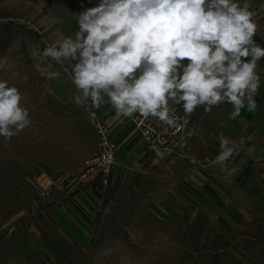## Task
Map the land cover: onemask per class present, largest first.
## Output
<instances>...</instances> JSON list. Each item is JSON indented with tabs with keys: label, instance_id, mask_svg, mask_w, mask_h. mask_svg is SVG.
<instances>
[{
	"label": "rangeland",
	"instance_id": "1",
	"mask_svg": "<svg viewBox=\"0 0 264 264\" xmlns=\"http://www.w3.org/2000/svg\"><path fill=\"white\" fill-rule=\"evenodd\" d=\"M97 3L0 0V79L20 89L32 120L10 142L0 138V264H210L220 238H199L210 214L197 213L185 189L189 161L143 172L133 189L115 184L104 199L80 193L100 118L90 102L73 103L67 64L42 52L74 35L77 14ZM188 132L169 140L164 156ZM144 154L157 165L145 140Z\"/></svg>",
	"mask_w": 264,
	"mask_h": 264
},
{
	"label": "clouds",
	"instance_id": "2",
	"mask_svg": "<svg viewBox=\"0 0 264 264\" xmlns=\"http://www.w3.org/2000/svg\"><path fill=\"white\" fill-rule=\"evenodd\" d=\"M255 15L248 0H98L77 14L74 35L59 36L42 55L67 64L77 106L108 103L118 116L152 118L178 131L183 117L177 106L190 117L198 108L207 114L227 104L231 120L243 109L257 110L264 47L254 39ZM23 100L18 87L0 79L4 142L31 126ZM217 139L220 151L211 164L229 179L239 169L229 168L228 161L255 149H245L223 132Z\"/></svg>",
	"mask_w": 264,
	"mask_h": 264
},
{
	"label": "crops",
	"instance_id": "3",
	"mask_svg": "<svg viewBox=\"0 0 264 264\" xmlns=\"http://www.w3.org/2000/svg\"><path fill=\"white\" fill-rule=\"evenodd\" d=\"M248 3L258 23L254 39L264 47V0H248ZM259 71L264 81V60L259 63ZM255 99L257 110L253 113L243 109L236 120L229 119L231 106L227 104L214 107L207 114L203 108H198L189 117L187 133L190 131L191 135L178 137L174 147L162 159L153 162L157 163L155 166L148 162L144 140L133 132L131 118L118 116L108 103L94 108L95 115L108 125L118 148L109 188L96 179L80 193L89 200L104 199L115 184L133 189L143 172L154 173L160 167L163 171L171 170L173 163L187 160L192 165L187 168L188 173L185 172L188 174L185 189L193 199L196 212L210 214L199 238H220L210 264H264V83ZM220 132L245 149H255L251 155L242 150L228 161L229 168L237 166L239 169L229 179L219 166L211 164L220 151L217 139ZM133 162H138L139 167H133Z\"/></svg>",
	"mask_w": 264,
	"mask_h": 264
},
{
	"label": "built area",
	"instance_id": "4",
	"mask_svg": "<svg viewBox=\"0 0 264 264\" xmlns=\"http://www.w3.org/2000/svg\"><path fill=\"white\" fill-rule=\"evenodd\" d=\"M177 115L183 117L181 120L182 127L178 131L167 128L163 124H158L152 118L144 120L143 118H139L138 115L136 118H131L134 131L144 138L146 150L152 153L151 157L153 161L163 158L164 150L169 140L171 141L174 136L186 133L187 117H184L183 109L180 106H177ZM94 131L97 135V148L85 158L81 178L87 182H94L98 179L103 184H107L118 143L111 138L104 121L96 119ZM153 145L160 149L163 156L157 155L153 149Z\"/></svg>",
	"mask_w": 264,
	"mask_h": 264
}]
</instances>
